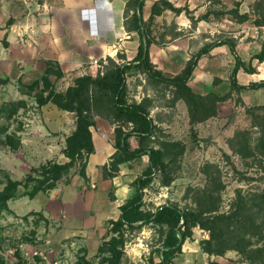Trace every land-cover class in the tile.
<instances>
[{"label": "rangeland", "instance_id": "rangeland-1", "mask_svg": "<svg viewBox=\"0 0 264 264\" xmlns=\"http://www.w3.org/2000/svg\"><path fill=\"white\" fill-rule=\"evenodd\" d=\"M169 1L177 7L186 8L188 11L182 12L190 20L191 16L197 18L208 10L212 11L207 20L212 18L218 21L219 35L237 34L247 25L264 23V0H204L208 1L207 7L197 16L190 0ZM235 8L239 13L231 11ZM178 14L166 9L155 16L150 26L153 43L160 46L165 33H176L174 17ZM242 16H246V20L241 21ZM191 25L193 26L192 20ZM103 69L104 66L96 74ZM69 82V79L58 80L55 87L64 90ZM127 82L130 101L151 98V109L163 104L173 105L168 103L171 89L164 84L151 82L143 72L129 74ZM64 112L65 110L55 106L44 113L42 106L37 104L35 91L28 90L17 82L8 84L0 80V190L9 179L24 178L32 167L49 161L66 160L62 149L66 136L74 129L75 116L59 114ZM161 112L163 111L159 109L153 111V117L157 121L162 117ZM178 115L177 126L159 125L160 130L145 143L147 146L161 147L167 140H180L185 144V150L177 155L166 153L168 167L157 171L152 182L145 188L144 207L154 210L161 204L176 203L182 208L215 207V213H228L235 201L243 196L249 203L247 211L261 223L264 233V209H259L260 202L253 201L255 193L264 190V157H244L234 152L229 144L230 138L242 129H248L252 137H256L264 121V111L248 112L245 106L240 105L234 107L228 116L214 118L211 126L200 127L190 125L185 110ZM97 117L96 125L115 126L106 118ZM255 122L258 124L255 125ZM131 140L138 145L137 138L132 137ZM79 166L77 164L71 168L60 181L80 174ZM22 190L20 188L19 193ZM51 190L42 191L43 193L39 191L37 194L43 195L35 198L20 195L9 200V210L0 211L2 264H77L82 257L97 264L102 258L99 246L111 236L109 220L112 218L103 222L100 242L97 244L85 241L79 234L66 237L59 229L60 221L43 214V204ZM165 232L166 226L154 223L127 230L125 254L121 264H149L152 256L158 260L156 250L162 246ZM208 236V231L195 227L192 238H188L183 247ZM251 241L255 246L264 245V238L260 236L252 237ZM222 256L226 258L225 264H264V260H248L236 250H228ZM196 262L201 264L199 258Z\"/></svg>", "mask_w": 264, "mask_h": 264}, {"label": "trees", "instance_id": "trees-1", "mask_svg": "<svg viewBox=\"0 0 264 264\" xmlns=\"http://www.w3.org/2000/svg\"><path fill=\"white\" fill-rule=\"evenodd\" d=\"M144 5L145 0H129L127 3L125 25L129 31H134L139 39L136 54L131 60L118 62L108 56L107 63L103 65V73L98 72L96 75L86 73L78 76L64 90H58L55 87L56 81L63 77L64 72L57 62L46 60L41 77L28 84H22L28 90L35 91V99L39 106L52 103L59 109L73 112L75 126L66 136L62 149L66 160L63 162L49 161L32 167L22 179H9L0 190V211L9 210V200L16 199L20 195L34 198L39 191L53 189L57 182L77 164L80 165L79 173L86 177L87 159L94 151L90 127L95 124L96 117L99 116L115 125L116 151L112 154L109 163L102 168L105 178L115 176L121 163L130 162L144 154H148L149 164L133 182L136 188L135 193L120 205V217L109 220L111 236L100 244L99 252L103 253V256L97 264H121L125 254L127 230L149 223L166 226L162 246L156 250L159 258L155 260L153 256L150 257L149 264H171L174 258L182 252L184 242L188 238H192L195 227L209 232L207 238L200 240L201 249L209 256L224 255L228 250H236L248 260L262 261L264 260V245L255 246L251 238L254 236L264 238L263 227L261 223L257 222L254 215L247 211L249 203L243 196L235 201L233 208L228 213H215L214 211L217 210L215 207L182 208L176 203L161 204L154 210L144 207L145 188L152 182L157 171H163L168 167L166 153L171 152L175 155L183 153L185 144L180 140H167L161 147L145 144L155 136L160 127L151 115V105L153 104L151 98L129 100L127 76L143 72L151 82L169 87L172 94L168 103L175 104L176 101L183 100L187 107L189 123L192 126L216 116L218 102L230 98L235 91L239 92L242 88L264 86V80L248 85H241L237 82L236 74L241 67L249 72H254L256 67L251 63L246 65L236 55V62L230 73L231 90L223 94L214 91L200 94L192 89L189 80L203 55L209 54L214 46L223 43H227L236 53V43L234 38L230 37L205 44L191 55L178 73L173 76L164 75L160 69L156 68V64L150 56L149 48L154 42L150 34L151 23L156 15L166 9H170L176 14L188 10L181 6H175L169 0H154L149 17L144 19L142 13ZM231 11L239 13L237 8ZM211 14L212 11L208 10L197 18L191 16L193 25L201 19H209ZM244 20H246V16H242L241 21ZM143 29L146 35V45ZM177 34L178 32L174 33V35ZM118 57L121 58L124 55L118 53ZM252 57L257 58L259 62L264 60V40L260 50ZM0 80L8 81L7 78ZM236 100L240 102L241 98L238 96ZM245 108L248 112L252 110L264 111V104L245 105ZM257 124L255 122V125ZM259 131L260 133L256 137H252L248 129L237 131L229 140L233 151L244 157H264V121L261 123ZM132 137L138 139V145H132ZM163 182L165 181L163 180ZM20 188L23 189L21 193H19ZM253 201L254 203L260 202L259 209H264V190L255 193ZM2 263L0 257V264ZM77 264L92 263L89 259L82 257ZM210 264H217V262L210 260Z\"/></svg>", "mask_w": 264, "mask_h": 264}, {"label": "crops", "instance_id": "crops-1", "mask_svg": "<svg viewBox=\"0 0 264 264\" xmlns=\"http://www.w3.org/2000/svg\"><path fill=\"white\" fill-rule=\"evenodd\" d=\"M128 1L0 0V79L7 78L8 81L3 83L8 84H28L41 77L46 60H53L64 72L58 80H71L67 87L78 76L86 73L96 75L100 71L101 67L92 65L94 59L101 60L103 65L106 63L103 58L108 56L118 62L132 59L139 40L137 34L129 31L125 25ZM152 2L145 0L142 11L144 19L150 14ZM190 2L196 16L205 11L208 3L204 0ZM174 19L178 34L167 32L160 46L152 43L149 48L152 61L164 75L173 76L178 73L191 55L205 44L230 37L236 43V53L227 43L214 46L209 54L200 58L195 67L189 80L192 89L200 94L209 91L223 94L231 90L230 73L236 55L246 65L251 63L256 67L254 72L241 67L236 74L239 84L248 85L264 80V60L259 62L252 57L260 50L264 39H239L231 33L219 35V23L212 18L201 19L193 26L184 12ZM121 37L123 39L120 42ZM114 44L120 45L114 47ZM118 53L124 57L119 58ZM238 96L240 102L236 100ZM261 104H264V86L242 88L230 98L218 102L216 116L195 126H211L214 118L228 116L234 107ZM53 107L54 104L48 103L42 106V110L48 113ZM155 109L163 111L161 119L156 120L163 127L177 126L179 112H187L183 100L170 106H155L151 109L152 116ZM59 114L74 115L70 111ZM101 128L109 133L110 138L105 139L95 132L92 134L93 141L95 146L105 149L107 154H101L100 151L91 153L88 157L90 163L85 169L86 177L75 174L68 180L58 182L43 204V214L47 218L59 220V229L66 237L79 234L85 241L95 244L100 242L103 222L120 215V205L135 193L134 180L149 164V156L144 154L130 162L121 163L115 176L105 178L101 163L110 161L116 151L115 126L103 125ZM131 143L136 146L132 140ZM38 195L43 194L38 193L35 197ZM196 241H193L195 244L184 246L171 264H196L197 258L201 264H210V260H215L217 264L226 263L222 255H213L208 259V253L200 247V240Z\"/></svg>", "mask_w": 264, "mask_h": 264}, {"label": "built area", "instance_id": "built-area-1", "mask_svg": "<svg viewBox=\"0 0 264 264\" xmlns=\"http://www.w3.org/2000/svg\"><path fill=\"white\" fill-rule=\"evenodd\" d=\"M235 37H238L239 39H244V38H250V39H264V23L260 24V25H247L245 27H243L239 33L234 34ZM122 37L119 38V41H122ZM120 44H114V47H117ZM104 61L106 62L107 58L104 57L103 58ZM92 65H95L97 67H101L103 66V63L101 62V60L99 59H94L92 61ZM101 73H103V71H101ZM92 134H94L95 132L99 133L100 136H102L105 139H109V133H107L104 129L101 128L100 125H92L90 127ZM100 151L101 154H107L105 149H101L97 146L94 145V151ZM92 152V153H93ZM90 163V159H87V165ZM109 163V161H105L101 163V167L103 168V166L107 165Z\"/></svg>", "mask_w": 264, "mask_h": 264}, {"label": "water", "instance_id": "water-1", "mask_svg": "<svg viewBox=\"0 0 264 264\" xmlns=\"http://www.w3.org/2000/svg\"><path fill=\"white\" fill-rule=\"evenodd\" d=\"M143 34H144V42H145V45H146V35H145V32H144V29H143Z\"/></svg>", "mask_w": 264, "mask_h": 264}]
</instances>
